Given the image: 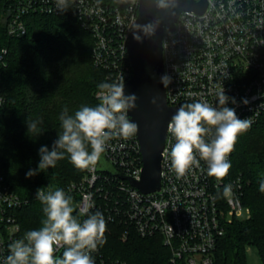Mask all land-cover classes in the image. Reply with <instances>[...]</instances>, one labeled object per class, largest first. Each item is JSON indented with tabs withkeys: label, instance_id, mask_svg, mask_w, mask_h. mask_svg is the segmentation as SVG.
<instances>
[{
	"label": "built area",
	"instance_id": "built-area-1",
	"mask_svg": "<svg viewBox=\"0 0 264 264\" xmlns=\"http://www.w3.org/2000/svg\"><path fill=\"white\" fill-rule=\"evenodd\" d=\"M3 3L11 37L28 33L27 18L33 14L59 15L73 10L95 39L93 58L107 70L109 84L124 85L132 77L128 46L138 22L140 0H127L125 6H110L104 0H67L63 10L57 7V0ZM162 46L169 106L206 101L219 107L218 93L223 89L230 97L226 106L234 108L240 119L249 118L250 129L264 118V0H207L203 13L183 11L173 30L165 28ZM127 116L131 121L128 109ZM214 132L212 129L205 139L212 138ZM175 142L167 132L161 184L153 192L145 193L129 179L100 167L104 158L121 175L141 180L143 159L137 132L128 139L107 141L97 164L64 191L77 197L74 204L81 221L87 216L80 215V209L91 203L88 215L101 212L107 223L121 228L123 240L131 233L141 238L160 237L170 253L166 264H214L219 240L229 225L252 216L243 199L246 183L241 176H231L230 170L223 180L209 177L203 160L199 167L193 165L184 176H178L170 157ZM235 148L236 143L228 156L230 163ZM196 156L199 159L198 153ZM226 184L233 186L231 200L222 195ZM29 202L0 175V264L10 255L9 245L25 236L17 210ZM91 255L95 264H119L107 258L101 246Z\"/></svg>",
	"mask_w": 264,
	"mask_h": 264
},
{
	"label": "trees",
	"instance_id": "trees-1",
	"mask_svg": "<svg viewBox=\"0 0 264 264\" xmlns=\"http://www.w3.org/2000/svg\"><path fill=\"white\" fill-rule=\"evenodd\" d=\"M104 2L125 6L127 0ZM27 19L28 33L11 37L0 16V175L30 200L17 210L24 232L39 229L45 218L43 205L34 195L38 188L64 190L86 172L77 169L65 153L54 168L27 177L29 170L37 169L39 148L51 150L63 131L59 117L65 108L74 115L83 106L95 107L100 103L97 85L110 82L107 70L94 61L92 33L82 27L73 10L59 15L33 14ZM33 120L41 121L38 136L27 133V121ZM230 175L241 176L246 183L243 199L252 216L229 225L219 240L214 264H247L246 250L251 245L259 249L264 264V193L259 190L264 179V118L238 136ZM71 197L74 203L77 197ZM106 224V243L101 249L107 258L119 264H166L170 253L160 237L141 238L131 233L123 240L120 227Z\"/></svg>",
	"mask_w": 264,
	"mask_h": 264
},
{
	"label": "clouds",
	"instance_id": "clouds-1",
	"mask_svg": "<svg viewBox=\"0 0 264 264\" xmlns=\"http://www.w3.org/2000/svg\"><path fill=\"white\" fill-rule=\"evenodd\" d=\"M57 7L63 10L67 0H57ZM97 88L101 90L97 94L100 103L95 107L83 106L74 115H69L67 108L61 112L62 133L58 134L51 150L47 146L39 148L37 169L29 170L27 177L54 168L65 153L77 169H88L100 160L107 141L113 137L128 139L137 132V124L127 116L128 101L135 100V96H124L123 83L101 82ZM229 100L222 89L218 93L219 107L196 101L181 105L172 116L167 132L176 141L171 146L170 157L178 176H184L193 165L199 167L200 160L206 162L209 177L223 180L227 176L231 168L228 156L238 136L247 132L252 124L249 118L240 119L234 108L226 106ZM40 123V120L27 121V133L42 134ZM212 129L214 136L206 140ZM259 190L264 193V179L260 181ZM222 195L231 200L233 186L226 184ZM36 199L43 205L42 227L26 232L24 238L11 243L10 255L4 264H95L91 254L106 243L107 224L103 214L97 211L88 215L93 206L88 203L80 209V215L87 218L79 220L73 216V198L60 188L47 192L38 188ZM60 249L63 251L58 256Z\"/></svg>",
	"mask_w": 264,
	"mask_h": 264
},
{
	"label": "water",
	"instance_id": "water-1",
	"mask_svg": "<svg viewBox=\"0 0 264 264\" xmlns=\"http://www.w3.org/2000/svg\"><path fill=\"white\" fill-rule=\"evenodd\" d=\"M207 0H140L136 28L132 32L128 54L132 77L123 85L129 100L131 121L136 123L143 169L141 180L121 175L110 163L102 160L101 169L127 178L145 193L159 189L162 152L167 136V124L177 107L168 105L163 63L162 40L165 28L173 30L183 11L203 13ZM36 197V193L34 194Z\"/></svg>",
	"mask_w": 264,
	"mask_h": 264
},
{
	"label": "rangeland",
	"instance_id": "rangeland-1",
	"mask_svg": "<svg viewBox=\"0 0 264 264\" xmlns=\"http://www.w3.org/2000/svg\"><path fill=\"white\" fill-rule=\"evenodd\" d=\"M3 6H4V3L3 2L0 3V9H1L0 15L2 16L4 20V24H5L7 17H6V13L3 12ZM73 207H74L75 213H77L76 204L73 203ZM77 215L78 213L75 214L74 216L78 217ZM246 255H247V264H263L260 251L256 246L254 245L248 246L246 250Z\"/></svg>",
	"mask_w": 264,
	"mask_h": 264
}]
</instances>
